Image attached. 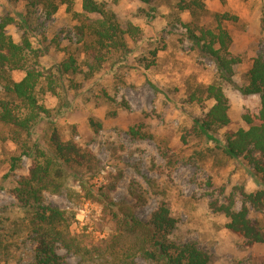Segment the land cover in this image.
Returning <instances> with one entry per match:
<instances>
[{
    "label": "rangeland",
    "instance_id": "374dc122",
    "mask_svg": "<svg viewBox=\"0 0 264 264\" xmlns=\"http://www.w3.org/2000/svg\"><path fill=\"white\" fill-rule=\"evenodd\" d=\"M72 1V12L81 13V0ZM98 1L122 29L132 24L140 35L135 41L125 35L126 48L106 53L100 70L87 77L83 46L74 29L77 19L64 4L46 16L43 7L31 6L30 0H0V18L7 14L14 19L7 33L16 43L27 34L32 47L42 54L40 66L55 75L54 93L45 81L40 84L39 103L49 111L62 140H73L98 162L94 177H67L58 193L44 195V203L74 212L72 235L106 239L114 225L102 217L101 206L80 196L81 179L89 180L96 189L121 172L112 201L133 206L129 192L143 190L146 203L133 208L138 219L145 221L164 200L178 221L173 240L194 242L209 255L208 264H264V244L247 246L226 229V218L210 208L214 200L224 202L232 194L239 201L240 190L249 193L258 188L250 166L241 158L226 157L222 148L225 133L246 128L242 115L259 108V97L245 96L240 88L251 59L264 58V0H198L194 16L177 8V3L191 0ZM217 15L227 16L221 25L230 37L228 51L240 63L234 66L231 83L224 87L230 123L208 139L198 132L194 119L213 100L196 90L214 83L217 70L210 58L197 52L185 25L192 30L213 28ZM68 55L76 58L82 71L57 79L55 66ZM21 75L11 72L14 80ZM0 100H11L1 84ZM90 119L101 124L97 132ZM130 127L138 129L143 139H131ZM44 128L41 121L30 139L0 124V264H28L31 260L33 244L23 227L24 213L8 192L18 176L27 173L29 162L21 156L11 173L9 160L19 156L21 145L33 142ZM70 189L79 196L71 195ZM249 217L264 228V212L250 209ZM58 254L65 264H79L62 249ZM137 264L146 262L138 259Z\"/></svg>",
    "mask_w": 264,
    "mask_h": 264
},
{
    "label": "trees",
    "instance_id": "16d2710c",
    "mask_svg": "<svg viewBox=\"0 0 264 264\" xmlns=\"http://www.w3.org/2000/svg\"><path fill=\"white\" fill-rule=\"evenodd\" d=\"M148 3V0H140ZM177 3L180 11L197 14L198 0ZM64 4L68 13L72 12V0H30V5H41L46 16L54 14L58 6ZM77 24L74 26L78 40L83 46L86 76L100 70L106 53L124 50V36L136 40L140 35L138 27L127 24L122 29L114 15L105 4L98 0H81V13H74ZM225 15H217V25L213 28H194L188 31V38L197 52L210 58L217 70L214 83L198 88L196 91L213 104L200 117L194 119L196 129L201 135L211 139L216 130L230 123L229 102L224 87L231 83L234 66L240 58L229 53L230 37L222 28ZM14 24L9 15L0 18V84L11 100H0V124L12 129L20 136L31 139L34 129L43 121L45 128L34 135L33 142L22 144L21 153L9 160V171L18 168L21 156L28 159L26 174L18 176L9 193L21 207L24 218L23 227L33 244L31 260L28 264H65L62 249L73 255L79 264H137L142 259L146 264H208L209 255L200 250L194 242H176L172 235L177 227V219L171 215L164 200H160L145 221L136 217L133 208L146 203L145 192L137 188L129 194L133 206L125 201L114 203L112 193L116 190L122 173L118 172L110 181L96 189L89 180L81 179V191L86 200L101 206L102 217L110 219L114 230L106 239L91 240L83 234L74 236L70 225L74 212L59 210L44 203L46 193H58L65 185L67 177L89 174L94 177L97 160L89 151H82L73 140H62L57 125L49 111L39 103L37 90L42 82L52 93L55 92V75L40 66L38 58L42 55L32 47L27 34L23 33L20 43L13 41L7 33V26ZM24 28L25 21L20 24ZM155 51L152 52V55ZM57 79L63 75L81 73L73 55H68L56 66ZM22 73L18 80L11 78V72ZM240 91L243 95L259 97L256 113H244L242 120L246 128L227 131L222 153L232 159L241 158L253 171L258 188L253 192L240 190L239 201L229 194L224 202L214 200L210 203L213 212L226 218V229L242 238L247 246L264 244V228L257 220L249 217L250 209L264 212V58L253 57L245 72V81ZM97 132L101 124L90 119ZM128 136L133 140L143 139L138 129L130 127ZM71 195L79 196L74 190ZM135 191H138L136 193ZM1 250V242H0ZM1 253V251H0Z\"/></svg>",
    "mask_w": 264,
    "mask_h": 264
}]
</instances>
